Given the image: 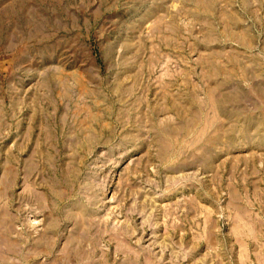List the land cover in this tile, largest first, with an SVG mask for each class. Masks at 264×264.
Segmentation results:
<instances>
[{"label": "rangeland", "instance_id": "obj_1", "mask_svg": "<svg viewBox=\"0 0 264 264\" xmlns=\"http://www.w3.org/2000/svg\"><path fill=\"white\" fill-rule=\"evenodd\" d=\"M0 264H264V0H0Z\"/></svg>", "mask_w": 264, "mask_h": 264}]
</instances>
